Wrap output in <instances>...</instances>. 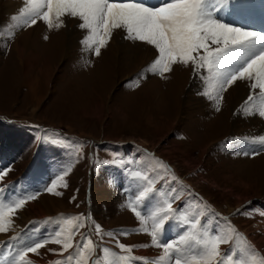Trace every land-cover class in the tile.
<instances>
[{
	"label": "rangeland",
	"instance_id": "obj_1",
	"mask_svg": "<svg viewBox=\"0 0 264 264\" xmlns=\"http://www.w3.org/2000/svg\"><path fill=\"white\" fill-rule=\"evenodd\" d=\"M6 1L0 0V212L6 229L0 232V264H145L138 258L174 264V254L169 258L152 244L154 230L165 243L187 235L180 245L182 259L199 258L201 246L192 236L207 230L229 240L219 245L223 264L238 259L264 264V144L259 140L264 117L258 115L264 100L259 92L234 107L226 90L217 111L209 99L217 94L215 70L200 69L196 75L189 63L173 65L163 76L150 73L156 55L151 46L128 48L110 38L96 55L82 42L87 33L72 31L71 22L56 27L53 21L51 28L42 19L24 24L12 17L20 15L26 0H19V10L4 9ZM237 1L239 12L246 11L244 4L247 12L262 14L263 0ZM214 16L236 24L231 14ZM257 19L251 17L256 28ZM235 27L244 29V24ZM17 45L25 55H35L34 87L26 84ZM246 51L257 53L251 47ZM45 66L47 80L40 75ZM135 172L154 181L155 191L146 199H136L149 185ZM54 181L53 192L46 191ZM20 201L23 205L16 207ZM167 203L179 211L161 224ZM226 213L228 219L220 216ZM185 217L201 223L190 229ZM56 238L62 242L55 243ZM44 241L40 255L26 251ZM65 241L73 247L65 249Z\"/></svg>",
	"mask_w": 264,
	"mask_h": 264
},
{
	"label": "snow or ice",
	"instance_id": "obj_2",
	"mask_svg": "<svg viewBox=\"0 0 264 264\" xmlns=\"http://www.w3.org/2000/svg\"><path fill=\"white\" fill-rule=\"evenodd\" d=\"M217 5L209 10L206 0H162L158 6L154 7L149 6L143 0H26L25 6L20 9V15L13 16L12 19L20 20L24 24L30 22L31 25H36L38 19H42L50 28L54 26L53 16L57 21L56 27L64 25L63 18L76 19L78 28L87 33L82 42L90 48L94 47L96 55H100L101 48L108 43L110 38H113L114 30L121 31L124 33L123 38L142 42L154 49L156 55L150 64L149 71L159 73L161 76L171 71L173 65H188L189 63L195 65L196 75L201 74L200 69L206 68L210 72L215 70L213 80L217 94L209 95V99L216 102L217 111H219L220 93L226 91L228 86L235 85L237 81H252L249 85L250 89L259 90V96L264 100V50L248 54L239 47L252 39L261 37V34L235 27L215 18L214 13L220 9V5ZM213 44L216 47H210ZM201 50H203V55H200ZM236 61H242L239 67H233ZM225 62L228 65L227 69L221 70ZM252 99L253 95L250 94L248 101ZM258 115L264 117V107ZM259 140L264 144V136L259 137ZM128 163L132 162L128 161ZM7 171V169L4 170V172ZM134 176L149 185L136 196L137 200L146 199L150 193L155 191L150 187L154 181L149 175L141 177L140 172H135ZM2 178L3 173H0V179ZM175 179L176 177H173V180ZM55 187L54 181L46 191L51 193ZM64 187H68L66 182ZM54 194L62 195L59 191ZM72 199L75 200V196ZM174 199H179V197H174ZM23 203L24 201H20L16 207H21ZM128 207L143 221L144 217L140 211H137L135 205L130 203ZM178 211L172 207L171 203H167V207L161 209V224ZM260 215L264 216V211H261ZM184 223L190 229H196L201 221L196 219L194 223H189V219L185 217ZM4 224L5 215L0 212V232L6 230ZM153 227L155 229L157 225L154 224ZM96 229L97 232L100 231L99 224L96 225ZM143 230L147 232L148 229L145 227ZM109 235L112 234L109 233ZM192 240L201 246L202 254L199 258L194 254L191 258L182 259L180 245L186 243L187 235H181L178 242L165 243L158 240L155 230L151 234L153 245L162 247L169 258L174 254V264H213V262L223 264V253L219 245L229 243L228 239L219 235H210L206 230L202 237L193 235ZM46 242H36L26 251L40 255L38 250L43 248ZM54 242L59 244L62 241L56 238ZM118 246L127 250L134 247V245L124 244ZM140 246L147 247L146 244ZM71 247L73 245L70 242H64L65 249ZM21 259H23V254H21ZM138 259L145 260L146 264L145 258ZM228 259L231 260L232 257L229 256ZM29 264L32 262L29 261ZM56 264H64V261H57ZM235 264H244V261L238 259Z\"/></svg>",
	"mask_w": 264,
	"mask_h": 264
},
{
	"label": "bare ground",
	"instance_id": "obj_3",
	"mask_svg": "<svg viewBox=\"0 0 264 264\" xmlns=\"http://www.w3.org/2000/svg\"><path fill=\"white\" fill-rule=\"evenodd\" d=\"M25 1V0H24ZM143 2H145L146 4H148L149 6H151L152 4H155L156 2H158V4H160L161 2H162V0H143ZM235 2V3H234ZM249 2V1H248ZM25 3H26V1H25ZM245 3V2H244ZM217 4H219L220 5V9H219V11H216V13H217V15L219 16V17H221V16H225V15H229V10L230 11H233V12H235V11H238L239 12V10H241V8L240 7H238V9H232L231 8V6H233V4L234 5H237L238 6V1L237 0H234V1H231V0H213V1H209V2H207L206 1V6L208 7V9L209 8H211V7H216V6H218ZM261 4V3H260ZM23 5V1L22 2H19V0H9V1H6V3H5V8L4 9H6L7 8V10H8V8L9 7H13V9H15V10H19L18 8L20 7V6H22ZM236 7V6H235ZM252 7V6H251ZM251 7L249 8V9H251ZM253 8V7H252ZM248 14H249V16L248 17H250V15H251V17L252 16H254V17H258V19H257V22H255V24L257 25V27H258V29H259V26H261L260 25V23H262V21L264 20V14H257V13H254V12H252V11H248L247 12ZM226 17V16H225ZM52 19H53V21L55 22V23H57V21H56V18H55V16H53L52 17ZM64 19V25L65 24H67V23H72V27H71V30L72 31H76V32H79L80 33V31L82 32V30H80L79 28H78V21L76 20V19H69V18H63ZM228 22V21H227ZM11 25V24H10ZM8 28V27H7ZM9 28H10V26H9ZM84 32V31H83ZM83 35V34H82ZM76 37H77V35H76ZM79 37V36H78ZM124 37V33L123 32H121V31H118V30H114V33H113V38L114 39H116V41L118 40V41H120V42H122L123 43V45H125V46H127L128 48H132V47H136V46H138V47H141L142 45H146V44H144V43H142V42H137V41H129V40H127V39H125V38H123ZM264 37V36H263ZM83 38V37H82ZM112 38V39H113ZM260 38V37H259ZM80 39V38H79ZM57 40H58V38H57ZM75 40V39H74ZM82 41V40H81ZM115 41V40H114ZM251 42H246L245 44H243V45H240L239 47H241V48H243L245 51H246V47H251V49L252 50H256L257 52H259V51H261V50H264V46L263 45H261V44H258L257 43V38H255V39H252V40H250ZM76 43V42H75ZM74 43V44H75ZM82 43V42H81ZM119 44V43H118ZM78 45V44H77ZM122 45V46H123ZM211 46H214V44L213 45H211ZM216 46V45H215ZM120 47H121V45H120ZM149 47V46H148ZM16 49H17V53H18V57L21 59V60H23V62H24V68H25V75H26V81H27V85L28 86H32V87H34V85L35 84H37V83H35V77H34V74H33V72H34V68H35V55H33V54H27V55H25L24 54V51H23V48H21L19 45H17L16 46ZM139 50V49H138ZM247 52V51H246ZM242 63V61H236L234 64H233V67H239L240 66V64ZM227 66L228 65H226L225 66V68L227 69ZM222 70V69H221ZM209 72V71H208ZM49 73H50V71H49V69L47 68V66H45L44 68H43V70H41L40 71V75L43 77V78H45L46 80L48 79V77H49ZM210 74H211V72H210ZM213 74V73H212ZM35 75H36V73H35ZM213 78V77H212ZM196 79V78H195ZM38 82V81H37ZM252 83V81H237V83L235 84V85H232V86H228L227 87V93H226V96L228 97V100H227V102L228 101H232V106L234 105V107L235 106H237V105H239V103H242V100L247 96V95H249V94H251L253 91H256V92H259V90H251L250 89V87H249V85ZM214 84V83H213ZM37 89V88H36ZM32 90H34V89H32ZM33 92H35V91H33ZM225 93V92H224ZM230 101V102H231ZM240 107V106H239ZM147 122H150L149 121V119H147ZM7 215V214H6ZM26 215V214H25ZM8 219V218H7ZM23 220H24V218H22ZM26 221V220H25ZM16 223V222H15ZM259 224V223H258ZM13 225V224H12ZM2 237V236H1ZM29 259V258H28ZM29 262V261H28Z\"/></svg>",
	"mask_w": 264,
	"mask_h": 264
},
{
	"label": "crops",
	"instance_id": "obj_4",
	"mask_svg": "<svg viewBox=\"0 0 264 264\" xmlns=\"http://www.w3.org/2000/svg\"><path fill=\"white\" fill-rule=\"evenodd\" d=\"M14 192H15V191H14ZM22 192H23V191H22ZM255 199H256V198H255ZM250 200H251V199H250ZM250 200H249V201H250Z\"/></svg>",
	"mask_w": 264,
	"mask_h": 264
}]
</instances>
